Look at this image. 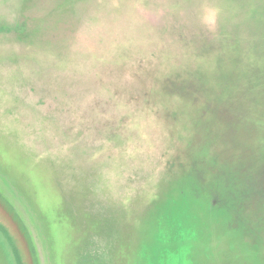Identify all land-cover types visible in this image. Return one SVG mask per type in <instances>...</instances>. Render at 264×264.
Masks as SVG:
<instances>
[{"label":"rangeland","instance_id":"obj_1","mask_svg":"<svg viewBox=\"0 0 264 264\" xmlns=\"http://www.w3.org/2000/svg\"><path fill=\"white\" fill-rule=\"evenodd\" d=\"M0 264H264V0H0Z\"/></svg>","mask_w":264,"mask_h":264}]
</instances>
